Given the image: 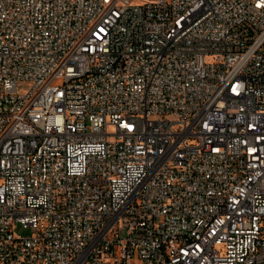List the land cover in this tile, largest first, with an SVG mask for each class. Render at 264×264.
Returning a JSON list of instances; mask_svg holds the SVG:
<instances>
[{
	"label": "built area",
	"instance_id": "2783aa9c",
	"mask_svg": "<svg viewBox=\"0 0 264 264\" xmlns=\"http://www.w3.org/2000/svg\"><path fill=\"white\" fill-rule=\"evenodd\" d=\"M0 264H264V0H0Z\"/></svg>",
	"mask_w": 264,
	"mask_h": 264
},
{
	"label": "rangeland",
	"instance_id": "374dc122",
	"mask_svg": "<svg viewBox=\"0 0 264 264\" xmlns=\"http://www.w3.org/2000/svg\"><path fill=\"white\" fill-rule=\"evenodd\" d=\"M32 86V82L30 80L21 79L18 81V90L21 93H25ZM110 131L113 130L112 127L109 128ZM15 233L17 235L31 236L35 233V229L29 226L17 225L15 228Z\"/></svg>",
	"mask_w": 264,
	"mask_h": 264
}]
</instances>
